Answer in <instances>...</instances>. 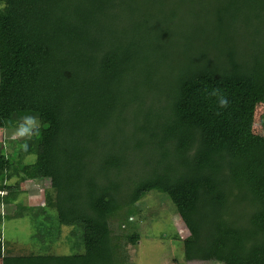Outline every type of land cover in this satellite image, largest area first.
<instances>
[{
	"label": "trees",
	"instance_id": "trees-1",
	"mask_svg": "<svg viewBox=\"0 0 264 264\" xmlns=\"http://www.w3.org/2000/svg\"><path fill=\"white\" fill-rule=\"evenodd\" d=\"M145 2L0 0V129L36 123L0 141V204L22 208L23 183L50 179L34 216L55 210V237L74 227L84 249L17 255L0 232L2 264H123L111 220L151 192L189 228L186 259L264 264V136L248 127L264 0H219L175 27ZM123 5L139 18L120 33Z\"/></svg>",
	"mask_w": 264,
	"mask_h": 264
},
{
	"label": "rangeland",
	"instance_id": "rangeland-1",
	"mask_svg": "<svg viewBox=\"0 0 264 264\" xmlns=\"http://www.w3.org/2000/svg\"><path fill=\"white\" fill-rule=\"evenodd\" d=\"M145 1L151 18L163 17L168 24L175 27L197 19L195 14L198 11L202 13L210 3L212 5L219 0H159L160 6L155 3L156 0ZM117 11L114 13L118 18L113 20L120 23V33H124L123 27L128 20L139 18V13L136 10L131 11L126 5ZM34 126L36 123L26 128L0 129V141L27 138ZM248 127L252 134L264 136V103L260 100L254 101L251 106ZM50 185V179L28 180L23 183V190L17 200H20L24 207L21 208L17 203L0 204V232L6 250L17 255H62L84 250L83 246L79 245V234L74 227L62 226L55 237L58 228L55 210L48 207L45 214L34 216L36 208L39 209L46 203L45 193ZM0 194L5 195L6 191H0ZM27 206L34 209L27 210ZM135 209L136 212L130 216L127 211L121 210L119 215H115L111 220L112 229L119 236L118 251L123 264H222L213 260L186 259L184 240L191 232L168 197L151 192L135 203ZM47 216H51L50 219L46 218ZM127 218L131 221H126ZM135 234L138 239L131 238V235Z\"/></svg>",
	"mask_w": 264,
	"mask_h": 264
},
{
	"label": "clouds",
	"instance_id": "clouds-1",
	"mask_svg": "<svg viewBox=\"0 0 264 264\" xmlns=\"http://www.w3.org/2000/svg\"><path fill=\"white\" fill-rule=\"evenodd\" d=\"M211 95L218 97V103H219V106L221 108H225V107L228 106V104H229L228 98L225 95L221 94L219 92V90H213V92L211 93Z\"/></svg>",
	"mask_w": 264,
	"mask_h": 264
}]
</instances>
